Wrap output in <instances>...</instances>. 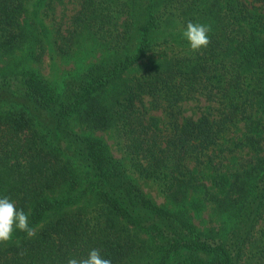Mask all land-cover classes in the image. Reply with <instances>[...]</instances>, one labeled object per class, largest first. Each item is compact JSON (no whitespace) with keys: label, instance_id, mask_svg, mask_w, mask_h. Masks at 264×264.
I'll use <instances>...</instances> for the list:
<instances>
[{"label":"trees","instance_id":"1","mask_svg":"<svg viewBox=\"0 0 264 264\" xmlns=\"http://www.w3.org/2000/svg\"><path fill=\"white\" fill-rule=\"evenodd\" d=\"M23 2L0 0L3 52L23 34ZM189 21L211 26L206 48H190ZM84 30L103 53L56 87L31 71L0 77V197L36 231L14 230L0 264H67L92 249L112 264H264V0H79L58 51ZM158 43L179 50L153 56ZM199 96L217 113L184 116L181 101ZM237 122L251 153L223 170L216 145ZM205 205L217 218L201 227L193 209Z\"/></svg>","mask_w":264,"mask_h":264},{"label":"rangeland","instance_id":"2","mask_svg":"<svg viewBox=\"0 0 264 264\" xmlns=\"http://www.w3.org/2000/svg\"><path fill=\"white\" fill-rule=\"evenodd\" d=\"M78 4L79 0H24L18 11V22L23 28V34L15 46L6 52L0 50V77L14 78L31 71L43 81L56 87L69 71L99 58L103 53L102 45L97 44L86 30L77 35L75 38L77 41L73 43L74 47L70 54L62 55L57 49L60 34H65L71 28L72 16ZM178 48L169 47L166 43H158L150 52L153 56H157L163 50L176 51L179 50ZM180 105L184 116L193 117L203 113H209L212 116L217 113L218 107L217 103L203 96L183 100ZM150 113L159 115L160 111L151 110ZM245 130L243 122H237L216 145L217 150L224 155L223 170L230 167L233 160L241 159L242 156L247 157L251 153L249 146L239 143L243 140ZM94 133L108 142L115 155H121V151L115 144V136L110 130H95ZM208 172L210 169L204 166L203 173L206 175ZM204 180H207V177ZM137 182L147 196L159 204L166 203L156 182L140 177L137 178ZM193 213L195 222L201 227L209 223L211 216L217 218L207 205L193 209ZM202 259L207 260V256L200 254L199 258H195L182 254L175 256L169 264H207L202 262Z\"/></svg>","mask_w":264,"mask_h":264},{"label":"clouds","instance_id":"3","mask_svg":"<svg viewBox=\"0 0 264 264\" xmlns=\"http://www.w3.org/2000/svg\"><path fill=\"white\" fill-rule=\"evenodd\" d=\"M210 32V25L189 21L183 36L193 51H199L210 44ZM29 216L30 213L25 212L24 209H17L9 197H0V243L10 241L16 229L25 232L29 238L34 237L36 231L29 225ZM67 264H112V262L104 258L99 249H92L86 258H70Z\"/></svg>","mask_w":264,"mask_h":264}]
</instances>
